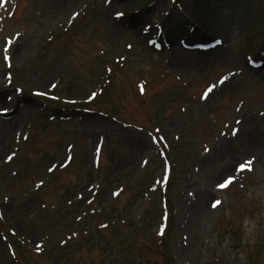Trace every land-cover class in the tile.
I'll use <instances>...</instances> for the list:
<instances>
[{
  "label": "rangeland",
  "instance_id": "rangeland-1",
  "mask_svg": "<svg viewBox=\"0 0 264 264\" xmlns=\"http://www.w3.org/2000/svg\"><path fill=\"white\" fill-rule=\"evenodd\" d=\"M24 1L21 18L9 22L5 30L7 35L24 32L13 55L15 85L25 87V95L10 104L17 108L9 115L11 120L0 117V198L9 197L1 208L4 221L16 233L10 241L23 253L14 261L0 231V264H264V67L254 69L248 63L250 54L264 51V0L247 1L245 22L232 35L217 33L225 42L213 56L180 53V48L176 54L157 56L146 46L141 29L167 11L169 0H158L140 13L137 9L152 0H113L110 6L105 0ZM181 1L188 20L196 24L195 1ZM82 7L87 16L78 17L83 23L73 27L68 39L59 31L44 47ZM117 10L129 12V17L116 21ZM211 39L198 37L204 42ZM126 43H133L130 52ZM20 46L23 50L18 52ZM99 49L106 50L104 59L125 52L130 56L125 67L117 69L110 93L96 98V108L117 110L122 119L145 126L152 118L167 139L179 134L184 142L181 159H186L169 188L171 219L164 244L158 237L161 194L150 186L161 176L163 164L148 134L125 128L112 116L44 108L43 101L31 96L32 88H47L60 80L56 90L62 96L87 98L101 77L102 62L92 59ZM4 59L0 53L2 65ZM220 76L228 79L220 83ZM143 78L148 92L140 97L137 82ZM212 85L216 87L205 98ZM3 86L4 72L0 107L7 103ZM26 130H31L29 140L5 165V156L18 147L17 132ZM101 136L105 154L98 170L91 152ZM70 143L75 145V160L67 170L57 169L55 196L49 186L34 190V182L47 174L45 169L63 161ZM147 157L151 159L146 166ZM250 159L253 172L236 174L238 164ZM233 173L237 180L228 190L216 188ZM119 186L125 190L114 199L112 191ZM219 199L221 204L213 208ZM99 223L108 227L100 229ZM19 238L31 247L28 257ZM42 241L44 252L34 253Z\"/></svg>",
  "mask_w": 264,
  "mask_h": 264
},
{
  "label": "bare ground",
  "instance_id": "bare-ground-1",
  "mask_svg": "<svg viewBox=\"0 0 264 264\" xmlns=\"http://www.w3.org/2000/svg\"><path fill=\"white\" fill-rule=\"evenodd\" d=\"M76 0H62L65 3H72ZM193 12L197 22L200 24L199 31H204L207 34H213L217 36V33L224 34L225 36L232 35L234 28L238 29L240 23L245 22L246 13H244V5L247 4L248 0H218L217 5L212 4V0H194ZM231 1V2H230ZM231 8H233L231 10ZM230 13V15H229ZM181 25L176 26L173 32L179 30ZM212 30V31H211ZM20 49L18 50V52ZM17 52V53H18ZM181 52L185 54H197L195 51L192 52ZM215 51L201 52L204 55H215Z\"/></svg>",
  "mask_w": 264,
  "mask_h": 264
},
{
  "label": "snow or ice",
  "instance_id": "snow-or-ice-1",
  "mask_svg": "<svg viewBox=\"0 0 264 264\" xmlns=\"http://www.w3.org/2000/svg\"><path fill=\"white\" fill-rule=\"evenodd\" d=\"M118 15H121L123 16L124 14L123 13H119ZM11 41H9L10 43ZM130 47V46H129ZM8 49L6 48L5 51H7ZM5 59H7L9 62L11 61V56H6ZM228 77H224L223 80L220 81V83H224L225 80H227ZM53 87H55V85H53ZM143 87V86H141ZM216 87V85H212L211 87H209L207 89V91L204 93V97L207 98L208 94L211 93L213 91V89ZM37 95H43V93H37ZM157 131H160L159 129H157ZM238 131V130H237ZM235 135V132L233 133ZM15 155V154H13ZM13 157L12 156H9L8 159L11 160ZM254 159V158H253ZM252 162L253 160H246L242 163H239L238 164V168L240 171H243L245 169H249L251 170V165H252ZM53 169H49V171H52ZM235 180V174L233 173L232 175L230 176H226L224 178H222V182L219 183V187L221 188H225L227 186H229L233 181ZM43 183V181H41V184ZM41 185H37V187H40ZM119 193H117L118 195ZM220 203V201H216L215 204H213V207H216L218 204Z\"/></svg>",
  "mask_w": 264,
  "mask_h": 264
}]
</instances>
